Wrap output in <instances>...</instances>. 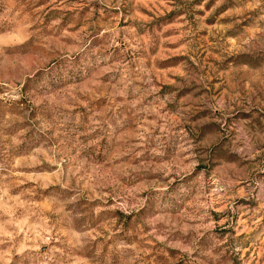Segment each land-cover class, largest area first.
<instances>
[{
    "label": "rangeland",
    "instance_id": "rangeland-1",
    "mask_svg": "<svg viewBox=\"0 0 264 264\" xmlns=\"http://www.w3.org/2000/svg\"><path fill=\"white\" fill-rule=\"evenodd\" d=\"M0 264H264V0H0Z\"/></svg>",
    "mask_w": 264,
    "mask_h": 264
}]
</instances>
